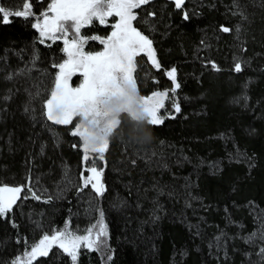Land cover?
Listing matches in <instances>:
<instances>
[{
	"label": "trees",
	"instance_id": "obj_1",
	"mask_svg": "<svg viewBox=\"0 0 264 264\" xmlns=\"http://www.w3.org/2000/svg\"><path fill=\"white\" fill-rule=\"evenodd\" d=\"M50 2L0 0L9 11L31 5L27 18L0 22V187L22 189L0 217V264H13L44 235H94L101 214L104 245L81 247L76 264H264V0H183L180 8L148 0L135 8L134 27L161 65L136 57L138 91L168 97L163 123L151 125L150 153L113 140L103 162L90 155L102 169L101 196L83 184L75 122L46 116L65 59L62 43H41L33 27ZM106 33L95 23L81 35ZM173 68L174 92L166 75ZM33 264L73 262L54 247Z\"/></svg>",
	"mask_w": 264,
	"mask_h": 264
},
{
	"label": "snow or ice",
	"instance_id": "obj_2",
	"mask_svg": "<svg viewBox=\"0 0 264 264\" xmlns=\"http://www.w3.org/2000/svg\"><path fill=\"white\" fill-rule=\"evenodd\" d=\"M148 0H52L48 10L41 14L33 27L39 32L40 42L46 40H62L63 52L67 59L58 65L59 72L55 76V87L51 91V99L47 102V119L55 124L68 125L77 116L85 119L99 117V104L103 98L110 97L121 91L122 84H129L137 89V83L133 73L136 68L135 58L143 53L147 56L152 66L159 70L161 65L155 57L152 42L147 37L132 27V21L136 19L133 9ZM183 0H175V6L180 8ZM31 14V5L25 3L22 11H9L0 8V22L9 23L10 16H23L27 18ZM51 14V15H49ZM110 16L118 17V21L112 24L113 31L106 39L97 36L91 37L99 40L103 45L102 51L95 53L86 52L87 39L81 36L82 27L98 21L104 25ZM187 15H185V19ZM228 31V29H224ZM71 34V35H70ZM240 71V65L235 66ZM79 73L82 82L73 87L72 77ZM175 68L166 72L172 80L174 88H179L175 79ZM168 92H155L151 96L141 97L144 112L149 117V123L153 126L163 123L164 117L160 109L164 107L163 101L167 99ZM176 112L180 111L179 105H175ZM119 121L116 122L118 124ZM116 124L108 126L111 131ZM82 141L83 161L86 165L84 171L89 173L83 177V184H89L98 194H102L101 183L102 171L93 164L87 166L90 153H96L100 160L109 148V143L102 144L89 149L88 144L83 141V133L80 124H76L71 132ZM22 191L20 187H0V217L11 211L13 205ZM34 199H39L33 193ZM106 237L103 225V214L101 221L95 230H88L86 235H74L67 229L58 231L52 235H44L38 244L32 246L31 251L24 254L23 258H17L13 264H33L38 256H46L53 246L62 249L76 264L81 247L88 250L101 249Z\"/></svg>",
	"mask_w": 264,
	"mask_h": 264
},
{
	"label": "clouds",
	"instance_id": "obj_3",
	"mask_svg": "<svg viewBox=\"0 0 264 264\" xmlns=\"http://www.w3.org/2000/svg\"><path fill=\"white\" fill-rule=\"evenodd\" d=\"M141 94L129 84L121 85V92L111 98H105L101 104V116L85 119L77 116L76 122L80 124L83 133V141L89 149L102 144L119 141L133 154H147L153 150L156 138L154 136L149 117L144 112ZM120 125L108 131V126ZM127 125L133 129L132 134H127L122 126Z\"/></svg>",
	"mask_w": 264,
	"mask_h": 264
},
{
	"label": "rangeland",
	"instance_id": "obj_4",
	"mask_svg": "<svg viewBox=\"0 0 264 264\" xmlns=\"http://www.w3.org/2000/svg\"><path fill=\"white\" fill-rule=\"evenodd\" d=\"M51 2H52V0H51ZM50 2V3H51ZM134 10L135 9H133V13H134ZM49 15H51V14H49ZM41 18V17H40ZM40 18H38V19H40ZM118 17H116V16H110V17H108L107 18V22H106V24H104V25H101V24H99V22L98 21H93L91 24H89V25H86V26H84V27H82V29H81V32H82V30L84 29V28H86V27H90L91 25H93V24H97V26H98V28H100L102 31H105V32H107L106 33V35L104 36H98V35H94V36H97V37H100V38H102V39H106L108 36H110L111 35V32L113 31V28H112V24H114L115 22H117L118 21ZM37 20V19H36ZM36 20L33 22V24L36 22ZM132 27L133 28H135L134 27V24H133V21H132ZM36 29V28H35ZM107 29V30H106ZM37 31V30H36ZM37 33H38V35H39V32L37 31ZM71 35V34H70ZM82 37H84V38H90L91 39V37H93V36H91L90 34H86V35H81ZM40 37V36H39ZM90 39H87V43H86V45H85V51L86 52H92V53H95V52H97V51H102L103 50V45L101 44V48H97V49H95V48H93L94 47V45L93 44H95V43H99V40H93V39H91L92 41H94V43L92 44V46H91V49L89 50V49H87L86 48V46H87V44H88V42L89 41H91ZM48 41H52V40H48ZM56 41H60L61 43H62V47L64 48V45H63V41L62 40H56ZM53 42V41H52ZM142 55H144L143 53H141ZM64 55H65V53H64ZM145 57H146V59L148 60V58H147V56L146 55H144ZM67 59V57H66V55H65V59L64 60H66ZM64 60L61 62V63H63L64 62ZM148 62L150 63V64H152L149 60H148ZM135 64H136V58H135ZM136 68H137V64H136ZM136 68H135V71H134V73H133V76H134V79L136 80V75H135V72H136ZM58 72H59V69H58ZM58 74V73H57ZM82 82V77L79 75V73H77L76 75H74L73 77H72V80H71V84H72V86L73 87H75V86H78L80 83ZM137 83V82H136ZM54 87H55V82H54V85H53V88H52V90L54 89ZM137 88H138V86H137ZM51 90V91H52ZM121 91H118L116 94H114V95H112V96H115V95H117V94H119ZM112 96H110V97H106V98H111ZM151 96V95H150ZM142 97H148V96H142ZM49 99H51V93H50V95H49ZM48 99V100H49ZM104 101H105V98H103L102 100H101V102H100V104H99V106L101 105V104H103L104 103ZM48 102V101H47ZM46 105H47V103H46ZM45 108H46V113H47V107L45 106ZM99 113H100V115L99 116H101V112H100V107H99ZM160 114V113H159ZM161 116H162V114H160ZM47 116V115H46ZM163 117V116H162ZM95 119V118H94ZM74 122H75V125H74V128H73V130L75 129V126H76V124H77V122H76V119L74 118V120H73ZM61 125H63V124H61ZM117 126V124L115 125V127ZM82 142V141H81ZM82 148V147H81ZM82 152H83V150H82ZM106 153V152H105ZM92 153H90V155H91ZM96 154V153H95ZM97 155V154H96ZM105 155V154H104ZM97 159L99 160V161H101V162H103L104 161V159L103 160H100L99 158H98V155H97ZM82 160H83V158H82ZM83 163H84V161H83ZM88 164V166H91V156H90V159H89V161L87 162ZM97 167V166H96ZM98 168V167H97ZM98 170H100V171H102V169H99L98 168ZM89 174V173H88ZM101 183H102V185H103V191H102V194H103V192H104V190H105V187H104V183H103V178L101 177ZM91 185V184H90ZM4 187H8V186H4ZM9 188H13V187H9ZM91 188H92V185H91ZM92 190L95 192V194L97 195V196H101L102 194H98L96 191H95V189H93L92 188ZM96 230V228L94 229V231ZM75 235V234H74ZM93 236H95V232H94V235ZM102 239H104V238H102ZM39 243V242H38ZM37 243V244H38ZM104 245V244H103ZM54 247H56V248H58L57 246H53L52 248H54ZM51 248V249H52ZM50 249V250H51ZM58 249H60V248H58ZM60 250H62V249H60ZM31 251V250H30ZM29 251V252H30ZM63 251V250H62ZM24 257V255H22V256H20L19 258H23ZM38 257H40V256H38ZM37 258V257H36ZM35 258V259H36ZM34 259V260H35Z\"/></svg>",
	"mask_w": 264,
	"mask_h": 264
}]
</instances>
